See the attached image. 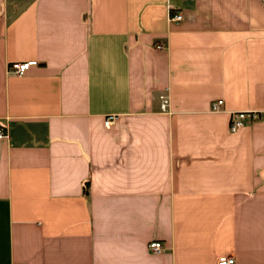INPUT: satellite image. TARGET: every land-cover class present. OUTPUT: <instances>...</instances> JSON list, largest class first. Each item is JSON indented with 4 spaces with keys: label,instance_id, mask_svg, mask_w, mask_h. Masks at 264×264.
I'll use <instances>...</instances> for the list:
<instances>
[{
    "label": "crops",
    "instance_id": "1",
    "mask_svg": "<svg viewBox=\"0 0 264 264\" xmlns=\"http://www.w3.org/2000/svg\"><path fill=\"white\" fill-rule=\"evenodd\" d=\"M0 125V264H264V0H0Z\"/></svg>",
    "mask_w": 264,
    "mask_h": 264
},
{
    "label": "built area",
    "instance_id": "2",
    "mask_svg": "<svg viewBox=\"0 0 264 264\" xmlns=\"http://www.w3.org/2000/svg\"><path fill=\"white\" fill-rule=\"evenodd\" d=\"M168 20H179L181 14L177 11L172 12L170 9L168 11ZM157 47H163L162 43L156 44ZM36 64V60H22L11 62L7 67L10 72L15 75H21L30 66ZM160 97V108L164 110L167 106V95L162 93ZM222 99L216 98L212 100L209 105L211 111H219L221 109ZM259 118V114L256 110H233L231 111V117L229 122V129L235 131L238 128L244 126L248 121H253ZM112 121V115H108L103 120L105 125H108ZM7 135V132L3 126L0 125V137ZM148 247L152 252H158L161 249V243L158 240H152L148 242ZM233 255H222L216 259V264H234Z\"/></svg>",
    "mask_w": 264,
    "mask_h": 264
}]
</instances>
